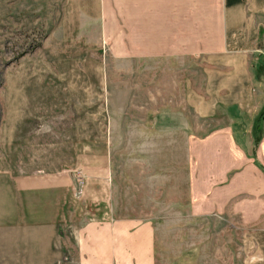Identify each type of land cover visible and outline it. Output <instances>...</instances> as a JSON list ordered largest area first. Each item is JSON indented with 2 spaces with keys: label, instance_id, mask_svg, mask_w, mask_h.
<instances>
[{
  "label": "rangeland",
  "instance_id": "1",
  "mask_svg": "<svg viewBox=\"0 0 264 264\" xmlns=\"http://www.w3.org/2000/svg\"><path fill=\"white\" fill-rule=\"evenodd\" d=\"M127 1L0 0V264H80L96 218L152 222L157 264L260 258L262 196L191 212L188 133L224 122L219 63L149 55Z\"/></svg>",
  "mask_w": 264,
  "mask_h": 264
},
{
  "label": "crops",
  "instance_id": "2",
  "mask_svg": "<svg viewBox=\"0 0 264 264\" xmlns=\"http://www.w3.org/2000/svg\"><path fill=\"white\" fill-rule=\"evenodd\" d=\"M129 4L121 22L145 26L141 30L147 42L140 47L149 55L205 56L219 63L217 95L211 98L208 115L218 118V113L224 122L206 134L198 125L188 133L194 137L188 147L192 214L230 216L236 212L232 201L250 198L252 192L264 198V118L257 127L264 111V0L222 4L130 0ZM202 199L210 201L208 207L202 206ZM60 214L61 222L69 218V213ZM82 232L83 254L75 257L77 263L157 264L152 222L107 223L96 218ZM259 248L260 258L254 264H264L263 240Z\"/></svg>",
  "mask_w": 264,
  "mask_h": 264
},
{
  "label": "trees",
  "instance_id": "3",
  "mask_svg": "<svg viewBox=\"0 0 264 264\" xmlns=\"http://www.w3.org/2000/svg\"><path fill=\"white\" fill-rule=\"evenodd\" d=\"M261 118H264V111L261 112L257 118V127H260L261 126Z\"/></svg>",
  "mask_w": 264,
  "mask_h": 264
}]
</instances>
